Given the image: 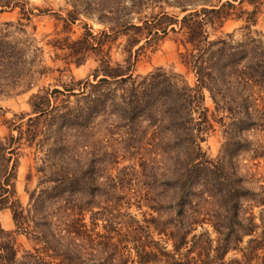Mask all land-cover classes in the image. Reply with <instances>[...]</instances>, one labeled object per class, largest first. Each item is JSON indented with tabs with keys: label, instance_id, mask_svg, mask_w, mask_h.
<instances>
[{
	"label": "rangeland",
	"instance_id": "374dc122",
	"mask_svg": "<svg viewBox=\"0 0 264 264\" xmlns=\"http://www.w3.org/2000/svg\"><path fill=\"white\" fill-rule=\"evenodd\" d=\"M240 2L142 0L139 11L140 0H0V32L6 34L5 42L21 53L22 73L26 72V77L13 86L0 82V199L6 196L2 190L9 189L12 200L18 201L24 210V216L29 215L28 230L37 227L57 236L58 229H64L68 221L82 218L90 230L88 234L94 238L95 234L105 233L106 219L112 216L121 234L132 232L128 242L121 244L128 247L127 264H139L136 239L142 240L146 252L155 254L147 264H264V0L259 1L258 9L247 0ZM213 8H221L228 16L221 24L207 28L208 40H225V62L231 64L225 68V74H220L221 80L214 88L217 105L206 88L202 91L203 107L207 109L212 130L204 135L200 147L210 159L218 158L228 139L233 117H243L245 110L249 113L252 124L233 135L234 141L240 135L246 143L234 155L228 171L234 170L242 178L241 185L254 193L253 198L241 200L239 218L243 224L253 219L257 226L253 234L243 235L239 242L233 241L224 254L220 248L225 242L213 228L214 222L192 223L188 207L177 220L170 204L173 187H161L165 179L162 174L169 176L171 172L164 166L167 161L156 146L159 143L164 147L169 141L168 134L154 135V127L146 119L133 114L125 116L121 99L124 86H107L105 104L88 113L84 121L74 117L81 99L79 87H74L72 92L64 89L72 82L96 84L92 73L100 57L90 50L77 64V57L72 55V50L80 46L78 42L88 32L100 37L101 32L113 29L114 40L104 47V52L110 46L112 64L120 63L125 58L123 47L127 39L120 34L122 31L131 35L132 27H143L146 22L152 25L163 16L180 22L188 13ZM253 12L254 23L247 29V19ZM162 22V27L168 24L165 33L159 30L158 36L148 44L142 38L134 46L133 49L139 46L143 49L132 68V77L142 81L162 69L180 75L194 87L196 77L184 64V56L191 46L183 44L177 24ZM35 96L46 97L50 111L63 105L71 114L64 123L37 114L33 105L39 100ZM157 99L158 95L151 96V100ZM66 110L58 111V115L68 113ZM30 119L35 121L29 122ZM32 128L37 130L34 138L28 133ZM11 148L17 154L6 161ZM15 159L14 176L8 178ZM142 163L148 166L146 179L142 176ZM50 174L58 175L61 181L55 190L52 188L56 184L48 181ZM149 184L153 185V196L160 201L158 207L140 198ZM195 201L193 198V204ZM125 214L128 216L123 217ZM151 217L167 223V231L180 226L186 232L179 251H174V240L165 233L160 234L154 225H150L148 237L138 231L137 227L147 226L145 221ZM0 226L15 239L18 260L41 247L31 235L18 232L9 208L0 210ZM41 256L46 262L53 261ZM99 264L121 262L115 257Z\"/></svg>",
	"mask_w": 264,
	"mask_h": 264
},
{
	"label": "trees",
	"instance_id": "16d2710c",
	"mask_svg": "<svg viewBox=\"0 0 264 264\" xmlns=\"http://www.w3.org/2000/svg\"><path fill=\"white\" fill-rule=\"evenodd\" d=\"M243 1L245 0H241V2ZM259 1L261 0H247V3L255 5V8L258 9L261 4ZM139 4L140 11L143 5L142 0ZM227 5L233 7L230 4ZM227 16L228 13H223L221 8L201 9L198 12L188 13L180 22L163 16L160 21H153L152 25H150L151 22H146L143 27H132L134 33L131 35H128L127 31H122L120 34L127 37L123 47L125 58L122 62L113 64L109 56L110 46L104 52V47L114 40L111 37L113 29L110 32H101L100 37H95L88 32L78 42L80 46L76 49L72 48V55L77 57V64H80L83 59L82 56L90 50L94 52L95 56L100 57L99 65L92 73L93 81L96 84L90 81H79L64 87L67 89L66 92H72L74 87H79L78 96L81 95V99L78 100L74 117L84 121L94 109L105 104L104 99L108 96L105 92L107 86L111 84L124 86L121 99L124 104L125 116L129 117L133 114L141 119H146L154 127V135H159L162 132L168 134L169 141L165 146L162 147V144L159 143L156 146L167 161L164 166L168 167L171 172L169 176L166 173L162 174L165 179L161 183L163 185L161 187L164 188L167 185L173 187V197L170 204L176 213L177 220L185 214L188 207L191 211L192 223L214 222L213 228L222 236L220 240L225 242L220 248L222 254L226 253L233 241L239 242L243 235H251L257 228L253 224V219L249 218L247 223L243 224L239 218L241 200L253 198L254 193L241 185L242 178L232 168V171H228L234 155L246 143L240 135L238 141H234L233 135L244 131L252 124L249 113L245 110L243 117H233L228 139L226 137L227 141L218 158L210 159L200 147V142L205 140L204 135L212 130L207 109L203 107L204 96H202V91L206 88L217 105L214 88L221 80L219 79L220 74H225V68L231 64L225 62L227 60V56H224L225 40L209 41L207 28L221 24V20ZM254 16V12L250 14L247 19L249 25L245 28L249 29L250 24L254 23ZM164 20H167L169 25L177 24L184 38L183 44L191 46L189 53L184 56V64L193 71L196 77L194 87H190L180 75L164 72L162 69H157L155 73L143 78L142 81L132 77V68L139 51L143 49L142 46L133 49L134 46L138 45L142 38L148 44L158 36L159 30L165 33L168 24L162 27ZM171 31L174 32V29ZM5 38L6 34L0 32V82L4 81L6 86H13L26 77V72L22 73V64L24 63L21 59V53L16 47L6 43ZM218 45L221 46L214 50ZM80 55L81 57H79ZM231 57L234 58L233 55ZM231 69H234V65L231 66ZM54 93L62 94L59 90H54ZM154 94L158 95V99L155 101L151 100V96ZM34 99L39 100L38 104L33 105L34 112L41 113L44 117L51 116L50 119H57L64 123L71 114L69 108L63 105L56 106L50 111V102L46 97L35 96ZM65 109L68 113L58 115V111ZM35 119H30L29 122H33ZM36 131V128L28 131L31 138L35 137ZM11 141L13 143L14 139L11 138ZM9 154L10 157L6 161H10L12 156H16L17 153H15L14 148H11ZM16 163L17 160L15 159L11 168L12 172L9 173L8 178L14 176ZM147 167V163H142V176L145 179L149 177V174L145 172ZM57 176L55 174L48 176V181L56 184V187L52 188L54 190L61 184ZM65 180L68 181V179ZM151 187L153 185L149 184L140 198L158 207L160 201L154 197ZM2 192L6 196L0 199V210L9 208L18 232L31 235L37 240V243L41 244V247L36 249L34 254L27 253L18 260L15 239L12 238L11 233L4 231L0 226V264H89L88 262L99 264L102 261H111L115 257L119 259L121 264H127L129 260L128 247L127 245L121 246V244L128 242L132 232L121 234V229L114 226V217L110 216L106 219L105 233L95 234L94 238L88 234L90 230L83 224L82 218L68 221L64 225V229H58L59 234L57 236L52 231L46 233L38 230L37 227L28 230L29 215L24 216V210L18 201L12 200L9 189L4 188ZM193 198L196 199L195 204H193ZM35 203H39V200H36ZM7 204L9 205L7 206ZM35 205L34 212L37 209ZM210 206L217 210H209L207 207ZM122 216L127 217L128 215ZM200 216H203L201 221L198 220ZM131 221L133 220L131 219ZM145 223L147 226L137 227L140 233L143 232L148 237L150 225H154L160 234L165 233L174 240V251L180 250L186 238V232L183 233L180 226L175 227L172 231H167L169 228L167 223L154 217L146 220ZM115 237L119 238L113 242ZM134 241L137 243L136 252L139 264H147L152 260L151 258L155 257V254L145 251L141 239ZM41 255L52 259L54 262H46ZM89 257L92 258V261L89 260ZM95 257L97 260L94 259Z\"/></svg>",
	"mask_w": 264,
	"mask_h": 264
}]
</instances>
